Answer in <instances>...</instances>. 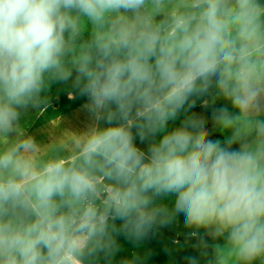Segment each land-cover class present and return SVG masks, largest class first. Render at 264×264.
I'll return each mask as SVG.
<instances>
[{
	"label": "clouds",
	"instance_id": "1",
	"mask_svg": "<svg viewBox=\"0 0 264 264\" xmlns=\"http://www.w3.org/2000/svg\"><path fill=\"white\" fill-rule=\"evenodd\" d=\"M162 7L163 0H0V134L15 130L20 109L49 81L73 71L89 112L105 122L88 135L79 165L50 161L37 173L25 164L20 179H0V203L38 211L31 223L0 221V264H79L93 241L103 247L107 236L116 247L107 217L140 240L180 214L189 228L225 236L236 264H264V5L191 0L195 11L173 14L177 42L149 14ZM88 25L91 40L78 43ZM210 92L236 110L212 113L216 128L231 132L223 143L195 115L167 130L193 97ZM19 163L15 151L0 154V170ZM100 175L113 181L110 191ZM168 195L171 208L155 202Z\"/></svg>",
	"mask_w": 264,
	"mask_h": 264
},
{
	"label": "rangeland",
	"instance_id": "2",
	"mask_svg": "<svg viewBox=\"0 0 264 264\" xmlns=\"http://www.w3.org/2000/svg\"><path fill=\"white\" fill-rule=\"evenodd\" d=\"M179 3H163V7L158 12L149 9V14L152 19L161 14L171 15L184 6ZM91 31V25L85 27L78 43L89 42L92 38ZM163 35L170 42H177L182 38V32L177 28L172 33L163 32ZM202 97H193L194 106L188 108L186 105V111H182L174 121H169L167 130L171 131L172 126L179 127L187 116H191L194 107L206 101L228 107L229 111H236L229 101L222 98L214 99L211 92L207 100L200 101ZM204 97L206 98V95ZM88 103L89 99L87 95L82 94L74 71L68 79L49 81L35 102L20 109L15 130L10 134H0V154L15 151L16 159L20 161L19 164L0 170V179L10 176L20 179V170L25 164L30 171L37 173L41 172L50 161H63L65 166L79 165L81 149L88 135L97 128L105 126V122L97 120L89 112ZM208 130L210 139H220L222 143L231 135L229 131L221 133L216 126ZM138 139L137 136L135 142ZM148 146L147 140L142 142L139 139L141 150L147 152ZM174 201V195L155 197L157 204L169 208L174 205ZM37 218L38 211L34 206H25L23 202L0 203V221L19 224L31 223ZM184 221V215L180 214L171 223L162 226L176 234L186 236L195 234L214 236L217 233L214 229L189 228ZM144 240L149 244L140 251L139 262H129V264H191L192 260L197 264H236L235 258L229 256L227 246L222 249L216 245L193 246L172 241L154 229ZM84 251L92 255L97 261L95 264H121L113 257V254L117 253L113 247L90 244Z\"/></svg>",
	"mask_w": 264,
	"mask_h": 264
},
{
	"label": "crops",
	"instance_id": "3",
	"mask_svg": "<svg viewBox=\"0 0 264 264\" xmlns=\"http://www.w3.org/2000/svg\"><path fill=\"white\" fill-rule=\"evenodd\" d=\"M175 2H178V3L180 2L179 4H183L184 5L182 7V9H183V8L188 7L187 5H190L191 0H178V1L163 0V3H165V4L175 3ZM180 6H182V5H180ZM173 14H175V12H173L171 15H173ZM174 30H172L171 32H167V33H172ZM207 96L208 95H206V98L203 96L200 99V101L207 100ZM206 102H204V103H206ZM191 116H192V112H191ZM175 123H178V122H175ZM174 128H176V127L172 126L171 130H173ZM135 143H136L137 147L139 148V139ZM99 182H101L103 185H108L109 186L108 190L109 191L111 190L110 185L113 183V181L107 180V179H105V177L103 175H100L99 176ZM94 202L97 205V207L103 209L104 206L102 204V200L97 199ZM106 219L108 220V235L111 237H114L116 240V247H113L117 252L116 254H113L114 259L117 260L116 262H121V264H129V262H139L140 251H142L145 246H148L149 243H145L144 238L137 240V239L131 237L125 230H123L121 228L123 221H121L120 219H112L111 217H108ZM154 230H156V229H154ZM156 231H158V230H156ZM158 232H160V231H158ZM107 239H108V237L106 236L105 237V246H107ZM172 241H174V240H172ZM90 244H94L96 246H99L96 241H93ZM109 248H111V247H109ZM95 262H97V261H95L92 258V255L85 252V251L79 256V264H95Z\"/></svg>",
	"mask_w": 264,
	"mask_h": 264
},
{
	"label": "trees",
	"instance_id": "4",
	"mask_svg": "<svg viewBox=\"0 0 264 264\" xmlns=\"http://www.w3.org/2000/svg\"><path fill=\"white\" fill-rule=\"evenodd\" d=\"M259 2L264 5V0H259ZM195 11L194 9H191L190 7H186L183 9H180L175 14H183L186 12ZM172 17L173 15H165L161 14L156 16L153 21L155 23H159L164 25V32H171L176 27L171 26L172 25ZM221 106L217 103H212L210 101H207L206 103L200 104L193 108L192 115L203 117L206 120V127L207 129H211L215 127L212 121V113L214 109H218ZM239 145H233V148H238ZM101 185H103L101 182H99ZM108 190V188H107ZM109 191V190H108ZM108 218V217H107ZM154 229L160 231L163 235L170 238L174 241H181L184 243H187L189 245L193 246H209V245H216L220 248H224L226 246V237L222 236L218 233H216L214 236H205V235H179L176 234L167 228H165L162 225L154 226ZM258 264V262H257Z\"/></svg>",
	"mask_w": 264,
	"mask_h": 264
}]
</instances>
